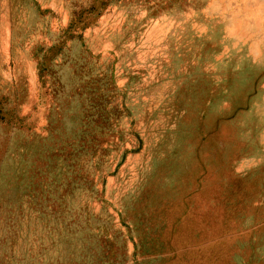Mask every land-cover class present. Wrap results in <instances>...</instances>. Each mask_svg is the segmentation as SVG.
I'll return each instance as SVG.
<instances>
[{"label":"rangeland","instance_id":"1","mask_svg":"<svg viewBox=\"0 0 264 264\" xmlns=\"http://www.w3.org/2000/svg\"><path fill=\"white\" fill-rule=\"evenodd\" d=\"M224 13L264 0H0V264H264V61Z\"/></svg>","mask_w":264,"mask_h":264},{"label":"crops","instance_id":"2","mask_svg":"<svg viewBox=\"0 0 264 264\" xmlns=\"http://www.w3.org/2000/svg\"><path fill=\"white\" fill-rule=\"evenodd\" d=\"M201 16L202 15L195 14L183 15L180 16V18L179 16H175L171 22L167 23V26L164 29L165 31H163V33L160 35L163 40H167V42L162 41L161 44L163 48L175 43L181 36L180 29L183 30L185 26H181L180 22H188L195 17L201 18ZM204 16L210 17L211 15L204 14ZM244 20L245 22L248 21L247 19L234 20L232 14L224 13L221 14V18H216L213 21H215L216 25L217 23H220V25H217L220 29L218 37H220L221 44L226 50V54L228 55L229 60L238 64L246 65L248 63H251L257 65L264 61V24H261L260 26L255 25V27H251V25L244 24ZM201 27V24H199L197 27L196 25L193 27L192 32L194 34V37H202L207 33V30L202 31ZM213 33L214 32L212 30H209L207 34L212 35ZM177 35L178 39H176L175 37ZM234 46L240 48H238L237 51H234ZM241 49H243L246 54L241 53ZM222 53L223 52H221L219 56H221ZM259 230L260 229H258V231ZM258 240H264L263 237H261V234L259 233ZM262 242L264 246V241L258 242V244H261Z\"/></svg>","mask_w":264,"mask_h":264}]
</instances>
